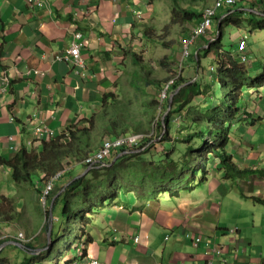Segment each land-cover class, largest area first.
Segmentation results:
<instances>
[{
	"label": "crops",
	"instance_id": "crops-1",
	"mask_svg": "<svg viewBox=\"0 0 264 264\" xmlns=\"http://www.w3.org/2000/svg\"><path fill=\"white\" fill-rule=\"evenodd\" d=\"M47 2V7L30 8L25 0H0V198H11L18 204L17 211L0 217V222L7 223L6 228L0 226V241L15 236L16 227L27 232L28 227L16 221L21 218V204L28 206L27 196L32 190L30 202L39 203L36 190L15 184L2 160L11 159L15 154L12 147L25 143L39 126L60 134L99 113L102 95L114 90L123 50L135 45L131 37L140 33L141 22L135 12L144 7L142 0ZM77 30L87 39L82 50L85 76L75 74L72 65L56 60L71 46ZM262 110L258 107L255 112V136L245 130L249 140L241 135L240 144L231 146L237 165L248 173L243 176L251 174V182L241 179L231 184L222 171H217L204 183L207 186L201 194H197L199 186L179 197L159 194L134 202L131 193L127 207L110 209L115 211L111 224L104 217L98 218L94 226L97 234L90 233L94 242L87 247L88 259L100 264H206L209 259L213 264H264V245L252 244L250 231L238 229L236 215L224 219L222 214L225 204L228 208L239 206L242 218L244 198L255 209L264 207L252 199L264 201V171L259 173L264 170ZM254 137H258L255 144ZM236 184L247 187L246 194H239ZM141 206L142 211H137ZM234 217L235 227L227 228ZM234 228L238 229L236 235L231 233ZM29 236L32 240L35 235L32 237L30 231ZM135 236L140 238L139 243ZM193 236L203 239L199 246ZM255 236L258 239V232ZM12 242L19 243L2 245L1 264L7 262L2 258L6 248H21ZM35 243L30 242L36 247ZM221 247H226L224 253L214 252Z\"/></svg>",
	"mask_w": 264,
	"mask_h": 264
},
{
	"label": "trees",
	"instance_id": "trees-1",
	"mask_svg": "<svg viewBox=\"0 0 264 264\" xmlns=\"http://www.w3.org/2000/svg\"><path fill=\"white\" fill-rule=\"evenodd\" d=\"M142 1L143 6L146 5L152 14L149 24L140 27L142 36L148 42L156 41L155 36L161 28L155 21L160 14L167 20L161 30L162 35L173 32L180 34L178 40L163 44L169 50H174V54L159 62L160 70L167 72V77H154L151 66L141 58L137 50H129L119 65V70L129 80L126 93L124 89L118 94L104 93L100 113L79 125L68 127L67 134L44 141L38 149L28 150L24 146L11 159L2 160L11 170L15 184L29 186L39 196L43 194V188L49 180L61 174L58 178L60 185L48 196L47 223L42 230L49 235L52 225L48 251L55 258L54 264H59L62 258L64 264H72L76 257L74 253L80 246H83V253L79 259H86L87 247L94 242L88 232L89 226L106 208L107 203L109 208L127 207L128 199L124 200L123 197L125 193L129 195L132 192L131 188L140 190L135 193L138 199L149 200L161 193L179 197L183 192H193L206 183L211 178L213 166L217 171L224 172L226 180L230 179L232 172H238L240 177L246 172L237 165L233 154L228 152V146L233 140L231 134L235 120L246 109L247 93L253 90L259 93L264 88V77L250 72L248 64L242 62L241 58H235L234 53L226 50L223 43L225 26L229 22H237L239 28L243 27L237 20L241 12L237 13L236 7H221L215 19L222 23L218 31L222 33V38H216L215 35L213 38L216 40L209 48L198 49L197 55L193 52L188 58L190 65L186 67V61L182 65L176 61V53L183 41L191 35L193 28L203 21V12L209 4L212 5L213 0ZM239 3L250 9L264 6L263 0ZM157 4L162 8L156 7ZM224 15L227 17L222 19ZM254 28L263 29L264 26L258 24ZM204 51L206 55L214 52L217 66L214 63L210 67L204 65ZM168 59H173L174 64L180 67V75L168 63ZM184 72H188V75ZM177 76L178 79L168 88L166 100L162 102L161 93L165 85ZM225 83L226 97L222 92ZM118 84L121 86L120 80ZM172 95L174 99L171 107ZM152 131L155 135L148 138L142 146L147 147L146 150L140 153L146 156L149 154L146 157L148 161L131 164L130 161L140 154L126 155L111 167L109 165L112 160H107V166L103 168L95 165L84 177L79 178L90 167L85 163L87 158L100 149L105 139ZM159 138L160 142H157ZM159 146L162 150H159ZM137 166L154 167V170L137 172L133 168ZM128 176L140 177L142 182H127ZM105 185L108 186L107 193L102 191ZM254 200L264 204L261 199ZM13 209V200L2 196L0 217H6ZM58 220L63 225L62 232L58 231ZM7 241H0V247ZM59 242L62 244L60 251ZM25 246L27 249L33 248L32 244ZM70 255L73 257L69 258Z\"/></svg>",
	"mask_w": 264,
	"mask_h": 264
},
{
	"label": "rangeland",
	"instance_id": "rangeland-1",
	"mask_svg": "<svg viewBox=\"0 0 264 264\" xmlns=\"http://www.w3.org/2000/svg\"><path fill=\"white\" fill-rule=\"evenodd\" d=\"M156 7L162 8V6H160L159 4H157ZM258 10H259L258 13L260 15L258 13H249L246 11L241 12L238 15L237 20H239L240 24L243 26L241 28L238 27L237 22H236V24L229 22L225 26V34H224V38H223V43L226 46V50L231 51L234 54H236L237 50L239 49V42L242 39L246 40L248 48L245 51V54L250 59V63L248 64L250 72L264 73V28L263 29H260V28L255 29L254 28L258 24H261L264 26V6L258 8ZM166 21L167 20L164 17V15L160 14L157 17V22L155 21V23H157V26H159V28H163ZM188 28H190V26H188ZM217 29H218L217 23L215 22L213 24V26L211 27L209 34L206 37L199 38L194 43V45H192V47H191L192 52H196L198 49H201L203 47L204 43H208L211 36L215 35ZM179 36H180V34H178L177 32L166 33V34L162 35L161 30H160L158 35L155 36V40H156L155 42H148L147 40L140 41L139 38L137 39L136 48L138 50V53L141 55V58H144L145 62L151 66L150 69H152L154 71V77L160 78V79H164L165 77H167L168 73L162 72L160 70L159 62L161 59L174 54V50H169L168 48L164 47L163 44H164V42L167 44V43L176 41L179 39ZM231 45H233V47H231ZM203 57H204L203 63L207 67L212 66L213 63L217 66V59L213 58L214 57L213 54L210 55V53H209L208 55H206V51H204ZM182 59H183L182 49L179 46V49L176 53V61L181 62ZM168 63L172 64L173 67L179 71V67L174 64L173 59H168ZM189 63H190V61H189V59H187L185 62V66L187 67V65H190ZM192 72H194V71H192ZM192 72H190V73H192ZM187 73L188 72H184V74H187ZM125 86H127V81H125ZM126 92H127V89H125V93ZM226 92L227 91H225V94H224L225 97L227 95ZM251 98H253V102H251L246 107V109L243 111V114L246 110L253 111L255 113V110L256 109L258 110V106L262 107V104L264 106V91H262L261 94L253 93V96L250 97V99ZM262 111L264 112V109ZM243 114L241 115V117L238 121L235 120L234 130L232 131V134H231V136L233 138L236 137V142H234L233 144H236V143L238 145L240 144V142H241L240 140L242 139L240 136L241 135H244V136L247 135L245 130H249V134L255 136V130L251 129L250 125L248 124V121L244 122V120H246V117ZM248 114L250 115V113H248ZM262 130H264V129H262ZM249 138L250 137L247 135L246 140H249ZM257 138L258 137H254V140L252 142L253 144H255V141L257 140ZM157 142H160V139H158ZM231 146H232V142L228 146V152L234 154L231 151V149H232ZM159 150H162L161 146H159ZM147 156H149V154ZM147 156L145 154H140V156L132 159L130 161V163L131 164H137V163H141L143 161H148V159L146 158ZM237 159L240 161V158H237ZM121 160L122 159H119V161H121ZM218 162L219 161H217L216 163H218ZM75 167H78V166H75ZM133 168H135V171H137V172H141V171L146 170V169H148L150 172H152L154 170V167L145 168V167L137 166V167H133ZM212 170H214V172H216V169L214 166L212 167ZM161 171H163V169H161ZM262 171H264V170L260 169L259 173L261 174ZM246 174H248V173H243V175H246ZM223 175H224V172H223ZM241 179L244 180V182L249 183V182H251L252 177H251V174L249 176H241L240 177L238 172H232L229 180H231V184H235V182H238ZM126 181L127 182H134L137 184L142 182V180H140V177H131V176H128ZM162 183L163 182H161V184ZM59 185H60V182L57 181L56 187H58ZM206 186H207V184H202L199 187L197 194H201L203 192L202 188L204 189ZM234 188L239 191V194L240 193L246 194L247 189H248L243 184L242 185L236 184L234 186ZM131 189L133 192L140 191L138 188H131ZM19 191L22 192V190H20V189H19ZM102 191L104 193H107L108 186L105 185L103 187ZM24 194H22V196H24ZM163 194L167 195L165 197H168V196L170 197L169 193H163ZM33 195H34V192L32 190L27 196L28 206H26L25 204H21V208H20L21 214H19V215H21V218H20V220H17L16 223L20 226L28 227L27 232L26 231L24 232L28 239L31 238V236H29L30 231H31L32 237L35 235L36 247L45 248L47 245L50 244V240L48 237V233H44L42 231L45 224L47 223L45 216L43 215L44 214V212H43L44 207L42 208L41 196H39V194H37V193H36V196H38V202H39L38 205L36 204V202H30V198H33ZM190 196L191 195H189L188 197H190ZM129 197L130 196L128 195V193L127 194L125 193V196L123 198H124V200H125V198L127 200V199H129ZM165 197H163V199ZM131 198L135 202L137 199V196H132ZM243 200H244V206L242 207V209H243L242 210V218L239 217V214H241V210H240L239 206H237V207L233 206L231 208H228L227 204H225V208L222 212L223 218L229 219L233 215H236L239 219L238 229H242L244 231H250V236H252L254 238L253 241L255 242L254 243L252 241L253 245H256V246L261 245V244L264 245V207H260L259 209H255V207L249 202L248 199L244 198ZM17 205L18 204L16 202L14 204V209L16 211H17ZM133 205H135V204H133ZM26 209L28 211H26ZM110 209L111 208L108 207V203H107L106 208L100 212V215H98V217H96L93 220V223L89 226V229H88L89 233H91V234L93 233V235L97 234V231L94 229V226L97 227L98 223H96V222H98L99 217H104L108 221L109 224H111L112 221H114L115 211L111 212ZM215 209L219 211V207H216ZM33 210H35V211H33ZM250 210L254 211V213L251 214ZM59 212H60V208L58 209V214H59ZM247 214L249 215V217L247 216ZM236 219H237L236 217L231 218V220L227 222V225H229V226H226V227L227 228L235 227L236 222H234V221H236ZM67 220L68 219H66V222H67ZM0 223H2V222H0ZM5 224H7V223H5ZM5 224L2 223V224H0V226H3ZM57 226H58V231L62 232L63 225H62L61 221L58 220ZM4 228H6V225ZM13 228L14 227H12L11 230H13ZM16 228H17V230H15L13 233H17L19 231H22L18 227H16ZM256 232H258V236H259L258 239L255 236ZM58 246H59L58 248L60 251L62 248L61 242H59ZM2 258H6L8 264H54V262H55L54 256L52 254H50L49 251L47 252L45 250V252H42L39 255L33 256L32 254L27 253L26 251L22 250L21 248H18L15 246H9L8 248H6L2 253ZM59 264H64V261L61 259Z\"/></svg>",
	"mask_w": 264,
	"mask_h": 264
},
{
	"label": "clouds",
	"instance_id": "clouds-1",
	"mask_svg": "<svg viewBox=\"0 0 264 264\" xmlns=\"http://www.w3.org/2000/svg\"><path fill=\"white\" fill-rule=\"evenodd\" d=\"M28 4H29V7L30 8H35V7H40V8H44V7H47L48 6V2H47V0H25ZM242 1H245V0H238L235 4H228L225 0H213L212 1V5L211 4H209V7H207L205 10H204V19H203V21L199 24V25H197L195 28H193V30H192V33H191V35L189 36V37H187L186 38V40L185 41H183V39L181 38V40L183 41V43H182V45H181V49H182V54H183V59L181 60V62H179L181 65L192 55V49H191V47H192V45H194V43L199 39V38H202V37H206L208 34H209V31H210V29H211V27L213 26V24L216 22L217 23V31L216 32H218V31H220V28L222 27V23H221V21H217L216 19H215V16L220 12V9H221V7H223V6H226V7H229L230 6V8L231 7H236V11L237 12H249V13H258L259 12V10H258V8H260V7H263L262 5H259L258 7H256L255 9H250L249 7H247V6H244V5H241L242 3H239V2H242ZM264 1V0H263ZM221 3L222 2V4L219 6L218 5V3ZM161 6V5H160ZM150 14H151V11L149 10V8L147 7V9H146V5L144 6V7H142V10H139V11H136L135 12V15H136V17H137V19H138V21H140L141 22V25H140V27L142 26V25H144V24H149V21H150ZM230 14H233V13H230ZM259 14V13H258ZM152 15V14H151ZM260 15V14H259ZM147 16H148V18H147ZM229 16V15H228ZM227 17V15H224L223 17H222V19H225ZM221 19V20H222ZM206 20H210V25L201 33V34H199V35H196L195 34V32L197 31V30H199L200 28H201V26L204 24V22L206 21ZM157 22V21H156ZM165 25V24H164ZM164 27V26H163ZM142 29V28H141ZM160 30H162V28L161 29H159V31ZM161 33H162V31H161ZM78 35H80L81 37L80 38H78L77 36ZM215 35H217V37L216 38H222V33L221 32H218V34H215ZM214 35V36H215ZM74 39H73V42H72V44H71V46L69 47V48H67L65 51H64V53L63 54H61V55H59V56H57V58H56V60H57V62H63V63H67V64H69V65H72L73 66V68H74V72H75V74H77V75H83V76H85V73H83V71L85 70V64H84V60H83V58H82V50H83V48H85V46H86V44H87V39H86V37H85V35L83 34V32H81V31H75L74 32ZM214 36H211V38L209 39V43H204V45H203V47L202 48H209V45L212 43V42H214L215 40H216V38H213ZM140 39V41H144V40H146L143 36H142V31H140V33L138 34V35H136V36H132L131 37V39H132V42L131 43H134L135 42V45H131V46H129L128 47V49H124L123 50V52L125 53L124 55H121L123 58L119 61V63H118V67H117V73H118V75H117V78H116V80H115V86H114V90L112 91V92H114V93H119V91L121 90V89H127L128 90V84H129V80H128V78L127 77H125V75H124V72H121L120 70H119V65H120V63L121 62H123L124 60H125V58H126V55H127V52L130 50V52H132V51H134L135 49L137 50V48H136V44H137V39ZM78 42V43H80V44H82V47H81V49H80V61H79V65H75L74 63H72V62H70V61H60L58 58L60 57V56H63V55H66V53H67V51L72 47V45L75 43V42ZM190 41V42H189ZM245 44V47L242 49L241 47V45L242 44ZM247 48H248V45H247V42H246V40H244V39H242L240 42H239V49L237 50V53L236 54H234L235 55V58H237V59H239L240 60V58H241V61L242 62H244V63H246V64H249L250 63V59H249V57H247V55L245 54V51L247 50ZM187 51V54L185 53ZM137 52H138V50H137ZM198 53L196 52V55H197ZM211 54H213L214 55V57L213 58H216L215 57V54H214V52H211L210 53V55ZM239 55H240V57H239ZM177 70V69H176ZM38 72L39 71H35V73L36 74H38ZM182 71H181V69H180V67H179V71L177 70V73H179V75H180V73H181ZM252 73H255V74H257L256 72H252ZM259 75L261 74V77H264V73H258ZM178 75V76H179ZM178 76L177 77H175L173 80H171L170 82H168L166 85H165V88H164V90L162 91V96H161V101L163 102L164 100H166V98H167V95H168V88H169V86L171 85V84H173L174 82H175V80L176 79H178ZM120 80V82H121V86H119V84H118V81ZM196 80V79H195ZM125 81H127V86H125ZM225 86H223L222 87V92H223V95L225 94V87L227 86V84L225 83L224 84ZM262 91H264V88L261 90V91H259V93L257 92V90H253V91H251V92H249V93H247V103H246V107L251 103V102H253V98H251L250 99V97H252L253 96V93H256V94H261L262 93ZM106 93H108V92H106ZM103 96V95H102ZM173 96V99H174V95H172ZM171 96V97H172ZM171 97H170V99H171ZM224 97H225V95H224ZM103 98V97H102ZM102 103V102H101ZM173 105V104H172ZM170 106H171V101H170ZM102 107H103V105H102ZM102 107H101V109H102ZM172 107V106H171ZM259 107V106H258ZM262 109H264V106H263V104H262V107H261ZM170 110V109H169ZM101 111V110H100ZM257 111V109L255 110V112ZM100 113V112H99ZM248 113H250V115L248 114ZM96 114H98V113H96ZM166 114H168V112L166 113ZM242 114H243V112H242ZM242 114H240L239 115V117L237 118V120L236 121H238L239 119H240V117H241V115ZM95 115V114H94ZM93 115V116H94ZM245 117H246V120H244V122H247L248 121V124L250 125V127H251V129L252 130H255V119H257L256 117H255V113L253 112V111H249V110H246L245 112H244V114H243ZM88 119H90V118H88ZM84 120H86V119H84ZM83 120V121H84ZM83 121H81L80 123H78V124H76V125H79V124H81ZM73 126V125H72ZM38 129H41L43 132H44V135L43 136H37L36 135V132H37V130ZM67 132V129L66 130H64L63 132H61L60 134H56V132L54 131V130H52L51 128H49L48 126H39V127H37V128H35V130H34V132H32V136H31V138L30 139H28L25 143H23L22 145L20 144V145H18V146H16V147H12V150H13V152H15V153H18L24 146L26 147V148H28V150H33V149H38V148H40V145H42V143L44 142V141H47V140H50V139H53V138H56V137H58L59 135H61V134H63V133H66ZM67 134V133H66ZM142 136L141 138H140V140H139V143L137 144V145H134L133 147H127V146H124V147H122V148H118V149H113V151H112V153L103 161V162H101V163H97V164H95V165H101L100 167L101 168H103V167H106L107 166V164L105 163V162H107V160H112V163L109 165L110 167L111 166H113L119 159H121L122 157H124V156H126V155H131V154H140V153H142V152H144L145 150H146V148L147 147H142L145 143H146V141L148 140V138H151L153 135H155V133H154V131H152L151 133H131V134H128V135H123V136H121V137H119V138H108V139H105L102 143H101V147H100V149L94 154V155H92L91 157H93V156H95L102 148H103V144L106 142V141H116V140H118V139H120V138H130V137H133V136ZM160 139V138H159ZM11 140H13V138H11ZM234 142H236V137L235 138H233V140H232V144L234 143ZM142 147V148H141ZM16 148V149H15ZM122 150H125V152H123V153H121L120 151H122ZM118 152H120L119 154H118V156H115V154H117ZM234 156V155H233ZM90 158V157H89ZM89 158H87V160L89 159ZM87 160H86V164L87 165H89L90 167H89V169L86 171L87 173H88V171L89 170H91L95 165H92V164H88L87 163ZM116 160V162L113 164V162ZM234 160H235V158H234ZM216 169V168H215ZM216 172H217V169H216ZM216 172H214V170H212V175L214 174V173H216ZM221 172V171H220ZM85 173V172H84ZM83 173V174H84ZM86 173V174H87ZM82 174V175H83ZM60 175L61 174H59V175H57L56 177H54V178H52L51 180H49V182L47 183V185L43 188V194L41 195V204H42V208H43V212H44V216H45V219H46V211H47V208H48V201H47V199H48V196L50 195V194H52V192L54 191V189H55V187H56V182L58 181V178L60 177ZM81 175V176H82ZM81 176H79V177H81ZM82 177H84V176H82ZM76 180V179H75ZM228 180V179H227ZM50 182H52L53 183V189L51 190V192L47 195V197H46V199H44V192H45V189H46V187L48 186V184L50 183ZM68 186V185H67ZM131 193H133L134 195H135V193L136 192H131ZM130 193V194H131ZM161 194H163V193H161ZM60 194H58L57 196H59ZM136 196V195H135ZM57 198V197H56ZM55 198V199H56ZM254 198L255 197H253L252 199L254 200ZM54 199V200H55ZM255 199H258V198H255ZM137 200H143V199H138L137 198ZM255 201V200H254ZM256 202V201H255ZM258 203V202H257ZM54 204V203H53ZM263 204V203H262ZM52 207V206H51ZM121 207V206H120ZM120 207H117V208H120ZM53 208V207H52ZM140 208H142V206L140 207ZM140 208H138L137 209V211H142V210H140ZM100 215V214H99ZM5 218V217H4ZM51 218H52V216H51ZM237 228H234V229H232L231 230V233L232 234H234V235H236L237 234ZM25 231L24 230H22V231H19V232H17V233H15V236H11V235H9L7 238H5L4 240H8V241H17V242H19V243H21L22 245H23V248H25V250H26V252L27 253H30V254H32L33 256L34 255H39L40 253H42V252H45V250L46 251H48V246L51 244V241H50V244L49 245H47L45 248H39V247H35V246H33V248L32 249H27L26 248V244H30V242H32V241H34L35 240V236L32 238V240H31V238L30 239H28L27 238V236L25 235V233H24ZM19 233H24V235H25V237H26V240L25 241H22V240H18L17 238H16V236L19 234ZM48 237H49V235H48ZM50 239V238H49ZM137 239H138V241H137ZM192 239H193V242L194 243H196V245L197 246H199L201 243H202V241H203V239L202 238H197V237H192ZM134 240H135V242L136 243H139V241H140V238L138 237V236H135L134 237ZM7 241V242H8ZM4 245V244H3ZM2 247V246H1ZM0 247V248H1ZM2 250H3V248H2ZM1 250V251H2ZM226 251V247H221V248H216V250L214 251L215 253H218V254H222V253H224ZM211 252V251H210ZM1 253V252H0ZM82 253H83V246H80L76 251H75V254H74V256H76L75 257V260L73 261V263L72 264H75V263H80V262H86V261H90V260H96V259H93V258H91V259H88V256H87V258L86 259H79V257L82 255ZM73 257V255H70V257L69 258H72ZM97 261V260H96ZM98 262V261H97ZM99 263V262H98ZM100 264V263H99ZM206 264H213V261H212V259H209L208 261H207V263Z\"/></svg>",
	"mask_w": 264,
	"mask_h": 264
},
{
	"label": "built area",
	"instance_id": "built-area-1",
	"mask_svg": "<svg viewBox=\"0 0 264 264\" xmlns=\"http://www.w3.org/2000/svg\"><path fill=\"white\" fill-rule=\"evenodd\" d=\"M225 1L228 4L232 5V4H235L238 0H225ZM221 4H222V2L218 3L219 6ZM209 25H210V20H206L204 22V24L201 26V28L195 32V34L196 35L201 34ZM77 37L80 38L81 36L78 35ZM241 46H242L241 48L243 49L245 47V44L243 43ZM81 47H82V44H80L76 41L72 45V47L67 51L66 55L60 56L58 59L60 61H70V62L74 63L75 65H79ZM185 53L187 54V51ZM36 135L37 136H43L44 132L41 129H38L36 132ZM141 137L142 136L140 135V136H133L130 138H120L116 141H106L103 144V148L95 156L90 157L87 160V163L92 164V165H95L97 163H101L112 153L113 149L122 148L124 146L133 147L134 145H137L139 143V140ZM52 189H53V183L50 182L45 189L44 199H46L47 195L51 192ZM16 238L18 240H22V241L26 240L24 233H19L16 236ZM137 241H138V239H137ZM75 264H99V263L96 260H90V261L80 262V263H75Z\"/></svg>",
	"mask_w": 264,
	"mask_h": 264
},
{
	"label": "water",
	"instance_id": "water-1",
	"mask_svg": "<svg viewBox=\"0 0 264 264\" xmlns=\"http://www.w3.org/2000/svg\"><path fill=\"white\" fill-rule=\"evenodd\" d=\"M170 101H171V106H172V104H173V96L171 97V99H170ZM116 162V160L113 162V164ZM86 173L87 172H85L82 176H85L86 175ZM81 176V177H82ZM80 178V177H79ZM58 197V196H57ZM54 203V202H53ZM52 207H53V204H52ZM51 231H52V225H51V229H50V232H49V240L51 241ZM13 244H16L17 246H19V247H21V248H23V245L22 244H20V243H16V242H12ZM1 250H2V247L0 248V252H1Z\"/></svg>",
	"mask_w": 264,
	"mask_h": 264
},
{
	"label": "bare ground",
	"instance_id": "bare-ground-1",
	"mask_svg": "<svg viewBox=\"0 0 264 264\" xmlns=\"http://www.w3.org/2000/svg\"><path fill=\"white\" fill-rule=\"evenodd\" d=\"M262 9V8H261ZM201 22H202V20H201ZM26 184V183H25ZM29 184V183H28ZM27 184V185H28ZM44 215V214H43ZM50 221V220H49ZM45 224V223H44ZM46 225V224H45ZM45 227V226H44ZM6 233V232H5ZM3 238V237H2ZM5 241V240H4ZM77 245V244H76ZM79 246H80V244H79ZM79 248V247H78ZM77 249V248H76ZM75 254V253H74ZM1 256V255H0ZM63 259V258H62ZM85 259V258H84Z\"/></svg>",
	"mask_w": 264,
	"mask_h": 264
}]
</instances>
